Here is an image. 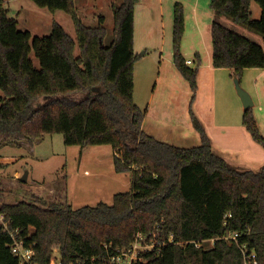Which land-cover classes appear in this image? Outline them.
<instances>
[{
	"label": "trees",
	"instance_id": "16d2710c",
	"mask_svg": "<svg viewBox=\"0 0 264 264\" xmlns=\"http://www.w3.org/2000/svg\"><path fill=\"white\" fill-rule=\"evenodd\" d=\"M31 1L70 15L77 40L57 23L48 37L20 31L0 0V143L62 134L66 146H110L116 173L131 177L130 191L115 194L112 205L74 209L36 199L1 208L10 229H18L19 239L33 248V263L110 264L142 234L144 243H156L133 264H250V256L264 264V165L239 170L218 155L192 103L199 146L169 144L143 129L145 112L133 97L134 15L140 0L113 7L110 45L104 43V18L97 27L86 26L76 14V0ZM252 1L261 9L259 20L253 19ZM210 7L214 69L231 70L240 82L244 70L264 69V48L219 21L225 17L264 41V0H211ZM183 32V9L176 5L174 58L195 96L198 70L179 57ZM244 112V126L264 149L252 109ZM235 233L237 241L230 238ZM10 245L0 226V264H20Z\"/></svg>",
	"mask_w": 264,
	"mask_h": 264
},
{
	"label": "rangeland",
	"instance_id": "374dc122",
	"mask_svg": "<svg viewBox=\"0 0 264 264\" xmlns=\"http://www.w3.org/2000/svg\"><path fill=\"white\" fill-rule=\"evenodd\" d=\"M120 4L121 0H76L75 9L89 27H97L100 18H104L108 30L104 43L110 45L115 36L113 7ZM176 5L184 13L179 57L184 63L192 62L187 65L189 69L198 70L199 92L195 96L178 72L174 58ZM4 6L10 11L9 17L18 22L20 31L30 32L33 37H48L57 23L77 40L73 20L64 11L37 7L31 0H4ZM252 6L253 19L259 20L261 10L255 2ZM211 11L205 0L139 1L134 22V102L145 112L143 128L147 133L163 142L190 148L201 143L190 116L194 97L192 109L205 124L215 152L236 169L257 171L264 165V149L243 124L245 112L233 72L217 71L212 66V39L207 30L213 23ZM222 21L227 28L264 48L259 35L230 20ZM78 53L77 49L75 54ZM31 59L39 67L34 53ZM240 84L251 96L252 116L264 138V69L244 70ZM1 98L4 96L0 90ZM113 159L110 146H66L62 134H43L32 142L0 143V209L33 204L36 199L62 206L70 204L74 209L101 202L112 205L115 194L131 189L130 174L116 173ZM24 176L26 183L22 182ZM136 246L137 252L144 250L140 243ZM210 246L212 242L206 243V247ZM119 262L111 260L110 264Z\"/></svg>",
	"mask_w": 264,
	"mask_h": 264
},
{
	"label": "built area",
	"instance_id": "2783aa9c",
	"mask_svg": "<svg viewBox=\"0 0 264 264\" xmlns=\"http://www.w3.org/2000/svg\"><path fill=\"white\" fill-rule=\"evenodd\" d=\"M191 64H192L191 61L186 62V65H191ZM9 223H10V220L7 218L6 214L0 211V226L2 227L3 231L9 235L11 239L10 247H11L12 253L14 254V256H16L19 259L20 264H34L33 258H34L35 252L33 248L26 247L23 244L22 240L19 239L20 231L18 229L11 230ZM238 237H239V234L237 233L232 234L230 236V238L234 241H237ZM137 243H140V245L143 246L142 249L144 250L137 252V249H138V247L136 246ZM196 245H197L196 247H199L198 244ZM154 246L155 244L153 242L151 244L144 243V236L142 234H139L136 236L135 242L132 246H130L127 249H123L121 251V254L117 258H114L112 260H119L120 264H133L135 262L142 261V258L140 257L141 253L151 250ZM122 260H126V261L122 262ZM247 260H250V264H257V262L255 261V256L247 257ZM56 264H61V263L58 260L56 261Z\"/></svg>",
	"mask_w": 264,
	"mask_h": 264
},
{
	"label": "water",
	"instance_id": "95a60500",
	"mask_svg": "<svg viewBox=\"0 0 264 264\" xmlns=\"http://www.w3.org/2000/svg\"><path fill=\"white\" fill-rule=\"evenodd\" d=\"M234 83H235L237 95L242 102L244 110L252 109L254 106V103L251 99V96L241 87L240 81L236 76H234ZM22 182L24 183L27 182L26 176L22 178Z\"/></svg>",
	"mask_w": 264,
	"mask_h": 264
},
{
	"label": "crops",
	"instance_id": "0c3cea01",
	"mask_svg": "<svg viewBox=\"0 0 264 264\" xmlns=\"http://www.w3.org/2000/svg\"><path fill=\"white\" fill-rule=\"evenodd\" d=\"M205 2L206 3H210L211 2V0H205ZM253 2L254 1H252V3H251V9H252V4H253ZM160 5H161V3H160ZM162 6H160V10H162V8H161ZM261 10V9H260ZM198 11V10H197ZM210 13H213V16H212V22H214L215 21V13L213 12V11H211ZM259 16L261 17V11L259 12ZM253 17H254V14H253ZM134 18H135V15H134ZM222 19H224V20H226V21H228L226 18H224V17H222V18H220L219 19V21L222 23L223 21H222ZM223 24V23H222ZM212 25H213V23H212ZM223 25H225V24H223ZM227 26V25H226ZM211 28H212V26H210V28L209 29H207L208 30V32H210V34H211ZM212 45V44H211ZM210 49H211V52H210V56L212 55V46L210 47ZM215 70H217V71H219V70H225V71H231V70H227V69H215ZM199 92V87H198V90H197V93ZM197 93H196V95H197ZM194 96V95H193ZM195 99H196V97H195ZM195 101V100H194ZM193 102V100H191V103ZM191 103H190V108H191ZM193 104H194V102H193ZM213 108V107H212ZM196 115V114H195ZM213 118V117H212ZM202 123H203V121H201ZM212 122H213V120H212ZM214 123V122H213ZM204 124V123H203ZM193 126V125H192ZM204 126H205V124H204ZM194 128V127H193ZM208 128V127H207ZM144 129V128H143ZM205 129H206V127H205ZM195 130V129H194Z\"/></svg>",
	"mask_w": 264,
	"mask_h": 264
}]
</instances>
